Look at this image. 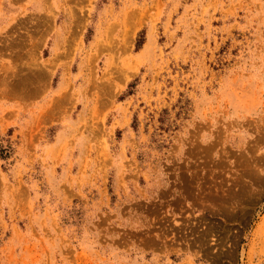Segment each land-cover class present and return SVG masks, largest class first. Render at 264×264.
Listing matches in <instances>:
<instances>
[{"label":"rangeland","instance_id":"1","mask_svg":"<svg viewBox=\"0 0 264 264\" xmlns=\"http://www.w3.org/2000/svg\"><path fill=\"white\" fill-rule=\"evenodd\" d=\"M0 264H264V0H0Z\"/></svg>","mask_w":264,"mask_h":264}]
</instances>
